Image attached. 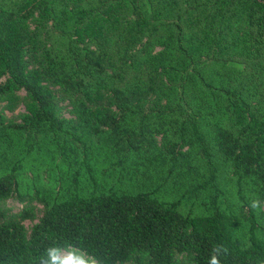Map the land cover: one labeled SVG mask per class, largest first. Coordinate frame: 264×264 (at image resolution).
Here are the masks:
<instances>
[{
    "label": "trees",
    "instance_id": "16d2710c",
    "mask_svg": "<svg viewBox=\"0 0 264 264\" xmlns=\"http://www.w3.org/2000/svg\"><path fill=\"white\" fill-rule=\"evenodd\" d=\"M3 1L0 93L32 101L23 124L0 116V198L45 210L28 235L32 212L0 206V264H44L50 245L97 264H264V211L250 207L264 199V0ZM28 44L42 78L108 85L120 114L81 101L75 124L60 120ZM211 52L207 74L196 61ZM148 93L165 104L139 109Z\"/></svg>",
    "mask_w": 264,
    "mask_h": 264
},
{
    "label": "rangeland",
    "instance_id": "374dc122",
    "mask_svg": "<svg viewBox=\"0 0 264 264\" xmlns=\"http://www.w3.org/2000/svg\"><path fill=\"white\" fill-rule=\"evenodd\" d=\"M4 2L3 0H0ZM38 23L37 19L30 22L31 28L35 27ZM50 25V24H49ZM88 37L81 38V43H87ZM141 43L139 44V46ZM160 47L156 46L152 51H157ZM43 48H35L32 44H28L24 51V60L26 62V70L29 75H32L38 83L44 87L50 94L52 100V106L56 116L64 121L66 124H75L79 119V104L83 101L89 108L94 111H113L116 115L120 114V109L112 103L111 89L108 85L95 86L90 94L83 91H68L64 86L56 81L48 78H42L45 57L43 55ZM209 57L205 63V58ZM242 68L246 60L240 59ZM196 63L201 65L204 71L209 73H216L219 71V64L217 63V58L213 56V52L208 55H202L201 58L197 59ZM143 68H140V74ZM130 75L127 76V78ZM6 80V76L0 79V85ZM252 88V87H251ZM260 92H264V88L260 89ZM32 101L29 93L22 87H16L7 93H0V116L2 120L8 124H23L26 115L31 113L29 105ZM251 102L253 104H259L260 100L257 97H252ZM165 104V101L158 98L152 93H148L146 97H142L138 102L137 106L143 111H148L149 109L160 108ZM157 146L160 148H165L168 146L166 137L163 134L152 135ZM43 177L46 178L45 172H43ZM0 206L4 209L7 216H16L19 212L24 209H28L32 212V217L27 218L23 221L28 235L32 233V230L38 220L44 213L45 207L41 202L36 200L27 199L21 201L17 198L15 193L11 195L0 198ZM259 208L264 211V199L259 201ZM62 255L67 254V251H63ZM125 264H135L134 262H127Z\"/></svg>",
    "mask_w": 264,
    "mask_h": 264
},
{
    "label": "clouds",
    "instance_id": "9594fccd",
    "mask_svg": "<svg viewBox=\"0 0 264 264\" xmlns=\"http://www.w3.org/2000/svg\"><path fill=\"white\" fill-rule=\"evenodd\" d=\"M250 207L258 209V200L252 201ZM60 251V247L55 245L47 247L44 257H42L44 264H97V260L91 258L85 259L83 254H78L75 250L68 251L63 256L59 254ZM214 264H219V262L215 261Z\"/></svg>",
    "mask_w": 264,
    "mask_h": 264
}]
</instances>
